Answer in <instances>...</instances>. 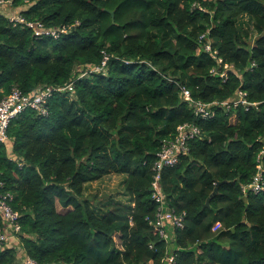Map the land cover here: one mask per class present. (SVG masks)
Here are the masks:
<instances>
[{"label": "trees", "instance_id": "trees-1", "mask_svg": "<svg viewBox=\"0 0 264 264\" xmlns=\"http://www.w3.org/2000/svg\"><path fill=\"white\" fill-rule=\"evenodd\" d=\"M11 1L4 12L69 30L36 36L0 13V100L14 86H74L52 93L46 115L20 113L0 142V191L13 194L21 225L0 264H159L168 242L146 219L158 206L152 166L183 122L200 134L161 179L167 205L186 212L170 243L176 264H264V189L242 190L264 146V0ZM203 42L233 66L225 82ZM180 86L204 102L241 88L262 103L202 119ZM114 173L125 174V203L84 196L86 183Z\"/></svg>", "mask_w": 264, "mask_h": 264}, {"label": "built area", "instance_id": "built-area-1", "mask_svg": "<svg viewBox=\"0 0 264 264\" xmlns=\"http://www.w3.org/2000/svg\"><path fill=\"white\" fill-rule=\"evenodd\" d=\"M11 0H0V13H4L9 22L13 26L20 25L21 28H27L34 35L40 36L42 34L58 37L60 34L68 32V26H61L59 29H45V25L38 21L26 20L21 14L10 15L5 8L11 7ZM200 9H202L199 6ZM45 26V27H44ZM204 37V34L200 35V39ZM203 49L210 52L212 58L217 61V64L221 66V70L217 66H214L210 71L214 74L219 73L223 82L228 79V73L233 71V66L224 63L222 65V58L217 55V49H212L210 42H203ZM109 59V54H103L100 65H97L94 70H101ZM254 63H252L253 65ZM73 81L69 82L65 86L59 87H41L39 86L35 93H24L19 87L14 86L11 88L9 94L4 96L0 100V142L7 140V128L10 122L16 118L20 113L25 110H34L38 114H47V103L54 91H72ZM182 99L189 103L194 109V114L202 119H209L215 116L219 108L229 110L242 106L248 109L250 106H258L262 101H250L248 99L247 91L237 88L234 95L230 99L226 100H213L210 102H204L202 100L194 99L189 89L184 86H180ZM200 134V128L193 123L183 122L177 125L176 131L173 136L166 138L162 141L161 148L156 153V160L152 166V179H151V198L158 204L154 215L146 217L152 231L160 239L168 242L165 248V252L161 257L159 264H176V256L170 247V243L174 238L175 231L181 229L185 225V211H177L173 207H169L166 203L165 194L163 193L161 186V179L163 171L169 167H172L178 163L180 157L188 153L189 142ZM264 153V146L256 158V172L252 177L250 183L242 186L243 192L251 190L252 192H259L264 189L263 171L264 167L261 163V155ZM0 188H3V183L0 182ZM13 200V194L8 191H0V213L3 215L7 227L0 228V249L12 238L16 237L21 231V225L19 221V212L14 210L11 206ZM220 227V223L216 222L212 230H217ZM151 246V245H150ZM14 264H38L29 256L17 260Z\"/></svg>", "mask_w": 264, "mask_h": 264}, {"label": "rangeland", "instance_id": "rangeland-1", "mask_svg": "<svg viewBox=\"0 0 264 264\" xmlns=\"http://www.w3.org/2000/svg\"><path fill=\"white\" fill-rule=\"evenodd\" d=\"M13 7V6H12ZM5 10H10V8ZM240 19L245 21V26L251 28V20L247 15H242ZM254 37H251L253 40ZM125 174H107L98 180L88 182L84 186V196L92 200L94 203L104 204L111 199L125 203L127 195L123 188ZM91 201V202H92Z\"/></svg>", "mask_w": 264, "mask_h": 264}, {"label": "water", "instance_id": "water-1", "mask_svg": "<svg viewBox=\"0 0 264 264\" xmlns=\"http://www.w3.org/2000/svg\"><path fill=\"white\" fill-rule=\"evenodd\" d=\"M111 14H113V11L111 12ZM216 192H217V186L214 188V191L210 194V196L206 199V202L204 203L203 207L209 206V200L213 195H215Z\"/></svg>", "mask_w": 264, "mask_h": 264}, {"label": "clouds", "instance_id": "clouds-1", "mask_svg": "<svg viewBox=\"0 0 264 264\" xmlns=\"http://www.w3.org/2000/svg\"><path fill=\"white\" fill-rule=\"evenodd\" d=\"M71 82V81H70Z\"/></svg>", "mask_w": 264, "mask_h": 264}]
</instances>
